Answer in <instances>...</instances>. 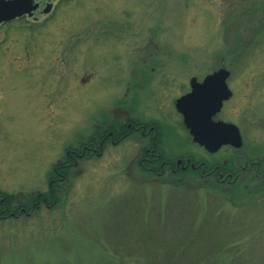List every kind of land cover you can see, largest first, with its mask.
<instances>
[{"label": "rangeland", "instance_id": "374dc122", "mask_svg": "<svg viewBox=\"0 0 264 264\" xmlns=\"http://www.w3.org/2000/svg\"><path fill=\"white\" fill-rule=\"evenodd\" d=\"M37 17L0 27V200L34 207L0 215V264H264V191L144 186L132 138L50 180L139 75L144 98L164 76L175 98L185 76L228 69L218 118L240 127V150L264 151V0H55Z\"/></svg>", "mask_w": 264, "mask_h": 264}, {"label": "flooded vegetation", "instance_id": "af4514ba", "mask_svg": "<svg viewBox=\"0 0 264 264\" xmlns=\"http://www.w3.org/2000/svg\"><path fill=\"white\" fill-rule=\"evenodd\" d=\"M54 2L55 0H35L39 7L34 11L33 17L24 16L22 18L37 19V15L41 14L48 4ZM4 24L6 23L1 24L0 27ZM211 73L205 74L201 79L191 76L189 81L185 76L184 84L177 88L179 95L175 98L172 97L171 88L168 86V76H164L161 82L157 81L153 91L147 90L150 95L149 99L144 98L145 92L142 84L151 83L150 77L140 75L131 77L132 81L128 86L132 93L131 97L121 99L122 103L116 109L118 112L116 118L111 122L107 121L97 125L96 133L90 135L84 143L76 148L67 149L66 159L60 162L61 168L64 171L75 166L80 159L101 155L108 144L119 146L123 141L132 138L129 143L133 144L135 149L134 166L141 173L139 180L144 186H184L183 182L192 177L197 181L192 186H215L219 191L231 192L230 197L233 200L239 198V193L243 194V199L246 195H251L252 191L255 194L263 192L264 151H246L231 147L232 151L227 157H217L216 154L220 151L214 153L206 151L213 156L206 158L183 149L186 142L195 143L184 124L183 116L176 108L177 99L191 91L190 82L193 77L202 83ZM233 78L231 72L226 79L227 86L232 92L235 89ZM139 89L143 91L141 93L142 103L141 98L133 94ZM232 98L233 95L224 102L222 111ZM143 103L148 105L146 112L138 107ZM218 116L216 119L223 120ZM58 180L62 181L64 178L59 177ZM53 183L49 186L54 185ZM42 199L46 201L45 197ZM39 202L38 200L36 204Z\"/></svg>", "mask_w": 264, "mask_h": 264}, {"label": "water", "instance_id": "95a60500", "mask_svg": "<svg viewBox=\"0 0 264 264\" xmlns=\"http://www.w3.org/2000/svg\"><path fill=\"white\" fill-rule=\"evenodd\" d=\"M38 7L34 0H0V24L23 16L31 17ZM51 8L52 4H48L44 13H49ZM228 76L229 71L220 68L207 76L203 83L192 78L191 92L177 101V109L183 115L193 141L211 153L224 145L235 148L243 145L237 125L213 119L232 95L226 83Z\"/></svg>", "mask_w": 264, "mask_h": 264}, {"label": "trees", "instance_id": "16d2710c", "mask_svg": "<svg viewBox=\"0 0 264 264\" xmlns=\"http://www.w3.org/2000/svg\"><path fill=\"white\" fill-rule=\"evenodd\" d=\"M66 159V158H65ZM58 174V175H57ZM56 175L57 176H59V177H63L64 179L65 178H67V170H64L63 171V168H61V165L59 164V165H56L55 166V170L54 171H52V178H50V180H53V178H54V176H55V182H57V184H58V179L59 178H57L56 177ZM63 181V180H62ZM52 183V182H51ZM238 192H240L239 190H238ZM48 196H50V195H48ZM48 196H43V197H45L46 198V201H44V203H46L47 204V199H48ZM55 196H56V193H55ZM42 197V198H43ZM39 199H41V198H39ZM55 199L57 200L58 198L57 197H55ZM8 201V200H7ZM3 202L4 203H2V201L0 200V215H2V214H4V213H6V215L4 216V217H17V216H19V215H22L23 213H26V212H31L32 210H34L33 208L34 207H32V208H30L29 206H26V205H24V206H21L18 210V212H17V210H13L12 208H11V206L9 205V201L7 202V203H5V200H3ZM48 205V204H47Z\"/></svg>", "mask_w": 264, "mask_h": 264}]
</instances>
